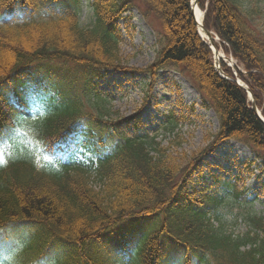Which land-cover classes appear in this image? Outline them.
<instances>
[{"label":"trees","instance_id":"1","mask_svg":"<svg viewBox=\"0 0 264 264\" xmlns=\"http://www.w3.org/2000/svg\"><path fill=\"white\" fill-rule=\"evenodd\" d=\"M22 2L14 9H22ZM135 2L161 28L154 63L139 71L150 73L152 80L163 68L184 75L218 120L209 143L189 154H171L173 146L182 145L173 114L165 129L174 138L168 146L145 133L130 137L121 129L127 120L112 111L93 83L101 70H132L123 65L115 22ZM253 2L199 0L198 5L206 10L203 27L242 65L246 75L239 77L264 118V13ZM65 8L60 2L59 9ZM92 9L91 28L81 27L77 14L66 10L60 21L0 30V80L28 72L30 64L44 59H58L85 74L71 86L74 94L61 92L62 105L35 123L42 161L25 147L0 168V225L24 221L42 227L39 246L47 252L62 249L55 264H264V211L256 210L238 178L219 180L211 194L192 185L200 161L218 142L242 143L264 164V124L250 109L246 92L214 71L189 0H93ZM222 71L231 77L227 67ZM33 72L48 79L41 66ZM5 117L0 107V124ZM78 124L84 128L76 143L86 154L85 161L75 162L74 156L56 151L55 143L77 134ZM123 217L151 222L125 262L99 242ZM113 232L117 236L118 230Z\"/></svg>","mask_w":264,"mask_h":264},{"label":"rangeland","instance_id":"2","mask_svg":"<svg viewBox=\"0 0 264 264\" xmlns=\"http://www.w3.org/2000/svg\"><path fill=\"white\" fill-rule=\"evenodd\" d=\"M79 1L81 6L79 20L85 26L91 21L88 8L90 0ZM259 8L264 13V0H261ZM262 20L264 22V16ZM118 29L122 37L120 52L126 66L141 69L153 63L158 48L159 35V25L153 18L144 17L137 11L132 10L130 13H126L118 23ZM261 29L264 30V27H261ZM218 49L222 51L221 48ZM136 83L137 81L134 78L129 80L127 76L122 77L119 74L112 75V73L107 72L104 73L103 79L99 81L100 86L98 88L102 93L107 96L111 94L114 98L112 102L114 110H118L123 117H129L138 112L137 110L141 107V94L135 86ZM154 94L156 95L155 103L158 104L145 107L141 112L143 119H140V122L142 124L147 123L143 126L145 127L144 130L148 131L156 127L155 120L160 118V111L174 109L177 114L181 113L185 117V122L180 128L184 143L177 151L183 150L190 153L198 150L205 144L206 138L217 131L218 122L215 115L211 110L201 107L199 95L182 75L170 70L163 71L154 88ZM154 118L155 120H153ZM131 129L128 128L127 132H132ZM248 159L251 160L252 156L244 146L230 143L225 147H220L215 157L208 160L213 165H217L222 172H225V175H229V170L232 171V174H236V171H233V168L238 166L235 160L240 163ZM203 162L201 165L203 171L194 176L193 180L200 183L204 180L210 183L212 182V174L210 171H206L208 168L207 161ZM257 164L259 163L257 162L252 167V174L246 173L242 176L248 191L256 194L257 202H260V206L257 207L261 211L264 210V171ZM218 168L212 167L211 170L218 173ZM27 237L28 231L22 229H14L9 233V238H15L14 240L18 238L26 239ZM16 246V242L12 240L3 244L0 247V262L9 259L16 250Z\"/></svg>","mask_w":264,"mask_h":264},{"label":"bare ground","instance_id":"3","mask_svg":"<svg viewBox=\"0 0 264 264\" xmlns=\"http://www.w3.org/2000/svg\"><path fill=\"white\" fill-rule=\"evenodd\" d=\"M191 1H192L193 5H194V0H191ZM194 13H195V17L197 18L198 22L201 23V20H202L201 11L195 6H194ZM199 31H201L200 28H199ZM201 36L204 38V40H206L207 42H210V39L207 36H205L204 34H202V32H201ZM219 52H220V54H217V57H219V56L222 57L225 61H227V63L230 66H234V61L228 60L227 58H225L223 56L221 51H219Z\"/></svg>","mask_w":264,"mask_h":264},{"label":"water","instance_id":"4","mask_svg":"<svg viewBox=\"0 0 264 264\" xmlns=\"http://www.w3.org/2000/svg\"><path fill=\"white\" fill-rule=\"evenodd\" d=\"M203 32L209 37V38H211L210 37V33H208L206 30H204L203 29ZM252 109L254 110V111H256V108H255V106H254V104H252Z\"/></svg>","mask_w":264,"mask_h":264}]
</instances>
